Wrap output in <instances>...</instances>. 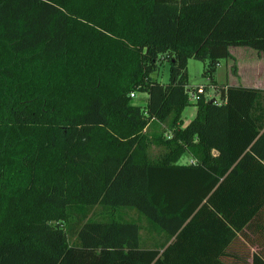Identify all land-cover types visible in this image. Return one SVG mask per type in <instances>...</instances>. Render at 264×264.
Wrapping results in <instances>:
<instances>
[{"label":"trees","instance_id":"obj_1","mask_svg":"<svg viewBox=\"0 0 264 264\" xmlns=\"http://www.w3.org/2000/svg\"><path fill=\"white\" fill-rule=\"evenodd\" d=\"M231 47L264 0H0V264H264V90H187Z\"/></svg>","mask_w":264,"mask_h":264},{"label":"rangeland","instance_id":"obj_2","mask_svg":"<svg viewBox=\"0 0 264 264\" xmlns=\"http://www.w3.org/2000/svg\"><path fill=\"white\" fill-rule=\"evenodd\" d=\"M231 58L220 62V67L216 69L215 73L210 80L205 76L208 68V60L200 61L194 58H190L187 62V81L189 87H205V96L210 98L216 96L217 101H220L219 88L213 85L211 89L212 81L217 84H225L232 86H257L258 82L261 83L264 77V58L256 50L248 47H231ZM152 79H155L160 84H166L169 79V64L166 61L160 62L156 73L151 75ZM228 83V84H227ZM208 96V97H207ZM134 103L140 106H144L147 102L148 95L144 93L135 94ZM196 111L195 106L187 107L182 114V126H184L190 119V113ZM160 149L153 147L151 149L152 155H157ZM187 156L183 157L180 161L182 164H186Z\"/></svg>","mask_w":264,"mask_h":264},{"label":"crops","instance_id":"obj_3","mask_svg":"<svg viewBox=\"0 0 264 264\" xmlns=\"http://www.w3.org/2000/svg\"><path fill=\"white\" fill-rule=\"evenodd\" d=\"M220 67V65H219ZM228 84V83H227ZM215 86L216 88H220V86H225V84H217L216 82H212L211 86ZM230 84L226 85L229 86ZM244 87H253V88H257L260 90H264V77H263V81L261 83L258 82L257 86H245ZM184 112V111H183ZM196 111L192 114L190 113L189 117V121L183 126L185 127L195 116ZM190 159L187 157V162L189 163ZM261 214L263 215L262 217H264V209L261 211ZM251 236V240H253L254 245H252L251 247V252H257V254L259 253V251H262L264 253V218L261 221H257V230L255 231V233ZM159 239V238H158ZM161 239V238H160ZM151 247L153 245H150ZM249 246L246 241L242 238L239 237V239H236L233 243V250H231L229 253L234 252L233 256H243L245 255V251H246V247ZM229 250H227L228 253ZM228 253V255H229Z\"/></svg>","mask_w":264,"mask_h":264},{"label":"built area","instance_id":"obj_4","mask_svg":"<svg viewBox=\"0 0 264 264\" xmlns=\"http://www.w3.org/2000/svg\"><path fill=\"white\" fill-rule=\"evenodd\" d=\"M211 89H213V91H214L213 86H211ZM187 90H188V93H189L190 97L192 98V100H195L197 95H200V94H206V92H205V87H204V86H198V87H195V88H193V87H189V86H188V89H187ZM130 96H131V97H134L133 94H131ZM207 97H208V96H207ZM208 99H211V100L216 101V102L219 103V101H217L216 96H214V95L211 96V97L208 98ZM189 163H190V164H191V163H194V161H193V160H190Z\"/></svg>","mask_w":264,"mask_h":264}]
</instances>
